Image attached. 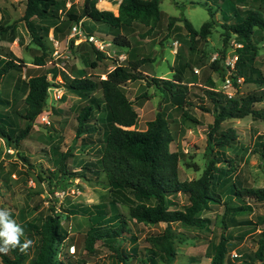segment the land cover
<instances>
[{
	"label": "rangeland",
	"instance_id": "1",
	"mask_svg": "<svg viewBox=\"0 0 264 264\" xmlns=\"http://www.w3.org/2000/svg\"><path fill=\"white\" fill-rule=\"evenodd\" d=\"M84 0H60L59 21L67 20V12L81 13ZM121 0H97L99 10L118 13ZM26 0H0V21L14 26L13 31L0 39V54L11 50L17 60L35 68L32 54L37 46L22 20ZM159 9L162 22L152 32L138 21L117 29L107 24L82 17L84 38L81 41L66 39L58 48L59 57L54 56V48L46 38L48 53L46 63L39 72H48L50 87L58 88L61 98H53V89H48L47 103L43 111L48 115L49 124L40 122L36 117L32 130L23 139L14 140L15 132L24 126L10 108L0 105V112L9 122L10 138L0 136V208H7L14 219L23 226L26 222L40 224L48 215L65 214L67 208L100 204L107 213L106 224L122 225L118 237L105 238L94 243L91 250L85 245L84 235L91 227L88 216L76 214L64 223L68 238L58 244L57 258L63 264H210V245L219 241L220 235L229 240V251L225 264H264L249 258L257 244L259 232H264V202H256L247 197H236L230 190L231 183L241 186H264V152L256 147L258 140L264 141V100L256 102L262 117L255 119L250 115L241 118L225 119L220 130L233 128L237 138L230 146L217 151V155L231 160V178L219 188L220 202H211L210 207L199 213L205 219L203 227L187 226L181 223L146 224L135 222L129 215L127 206L111 201L109 183L99 167V158L103 143L102 127L106 115L103 102L98 110L92 111L87 126H95V131L76 133V116L87 98L81 97L63 83L61 76H52L57 65L64 64L67 74L101 76L118 64L126 65L129 61L147 59L140 66L146 75L123 86L125 95L130 100L137 114L134 128L143 130L147 121L158 113L168 121L173 135L170 149L179 155V177L183 181L198 178L207 164L205 156L208 126L213 122L211 111H204L201 106L211 108L208 98L203 95L206 77L215 82V90L229 97H237L253 90L264 92V83L255 82L257 72L264 77V29L255 27L251 41L256 50L252 61L243 64V73L238 74L235 67L230 71L225 68L226 56L235 51L240 56L242 40L235 34L225 39L227 24L236 23L251 10L264 17V0H160ZM176 20L167 27L169 17ZM187 19L199 30L204 22H211L205 38L196 37L191 41L184 26ZM119 34L128 41L123 46L113 40ZM14 38L11 40V38ZM101 42L96 47L92 39ZM237 45H240L239 47ZM94 48L101 52L96 58ZM213 60H219L224 71L210 69ZM238 61V60H237ZM92 63L95 65L93 66ZM181 76L186 84L190 102L182 105L173 104V99L166 91H160L152 83V77L169 79ZM232 76H235L232 79ZM253 78V79H252ZM27 78L24 73L5 76L0 83V96L16 100V108L23 109ZM252 80V81H250ZM95 96L101 98L100 91ZM13 104H11V108ZM66 157L61 161V155ZM67 169L66 172L59 167ZM219 166L227 167L222 161ZM227 184V185H226ZM228 202V209L224 201ZM187 198L180 194L174 198L171 208H182ZM241 206L244 209H240ZM238 209L234 212L233 210ZM169 227L173 234L174 255L170 263L163 259H147V249L152 246L150 238L161 234ZM26 231H24L23 238ZM135 247L136 255L133 252ZM32 251L26 260L29 263ZM241 255H243L241 257ZM1 264V262H0Z\"/></svg>",
	"mask_w": 264,
	"mask_h": 264
},
{
	"label": "trees",
	"instance_id": "2",
	"mask_svg": "<svg viewBox=\"0 0 264 264\" xmlns=\"http://www.w3.org/2000/svg\"><path fill=\"white\" fill-rule=\"evenodd\" d=\"M97 0H84L81 13L73 10L67 12V20L59 21L60 0H26L25 9L22 15L32 41L37 46L34 49L33 64L31 68L23 64L11 50L4 55L0 54V83L5 76H13L15 73L27 78L25 82L26 93L23 98V109L16 108V100H9L0 96V105L8 106L19 119L24 121V126L19 127L15 132L14 140L19 141L25 138L32 130L34 119L44 110L48 89L51 86L47 78L48 72H39L46 63L48 46L46 38L52 30L57 39H64L71 22H78L82 17H88L94 21L107 24L112 29L121 26H129L138 21L147 27L146 32H152L162 22V13L159 9L160 0H121L118 5V13L115 15L109 10H99L96 6ZM176 20L174 16L169 17L167 27H171ZM211 22H204L199 30L193 28L192 24L184 19V26L191 41L196 37L205 38ZM255 27L264 29V17L258 12L249 10L241 20L236 23L227 24L225 39L230 34H235L242 40V50L236 63L237 73H243V64L252 61L256 50L251 41V34ZM12 24L0 21V39H4L8 33L13 31ZM69 33V32H68ZM113 40L123 46H128V41L119 34L113 36ZM14 38L12 37L11 40ZM96 58L99 59V52L94 48ZM147 59L142 58L129 61L126 65L118 64L106 72L105 78L101 76L77 75V70L71 68L73 74H67L65 70H54L52 76H61L66 86L87 101L76 116V133L93 132L95 126H87L92 111L98 110L103 102L106 108V115L102 127L103 149L99 158V167L106 175L109 183V196L111 201L123 204L128 207L129 215L135 222L146 224L181 223L187 226L203 227L205 219L199 213L208 209L211 202H220L219 185H222L231 178V160L221 158L217 151L230 146L236 140L235 129L227 128L220 130L221 124L228 118H241L250 115L255 119L261 118L262 113L254 107L256 102L264 100L262 90H253L237 97H229L225 93L215 90V82L211 77H206V86L203 87V95L209 99L212 107L201 108L204 111H211L213 122L208 126L205 156L207 164L201 175L188 182L179 177V155L170 149L173 140L172 132L167 119L158 113L153 119L147 121L146 128L139 130L134 128L137 121V114L132 104L123 91V86L139 78L146 77L140 71V66ZM94 66L95 64L92 63ZM210 69L216 72L224 71L219 60H213L209 65ZM255 82L264 83V77L257 72ZM235 76H232V79ZM253 79V78H252ZM152 83L160 91H166L173 99V104L182 105L190 97L187 93L186 84L181 76L169 79L152 77ZM252 81V80H250ZM100 91L101 98L95 96ZM11 104L13 107L11 108ZM0 112V136L10 138L14 130H10L9 122ZM256 147L264 150V141L258 140ZM264 155V152L261 153ZM66 155L62 154L60 164ZM226 161L227 167L219 166V163ZM59 170L66 172L67 169L60 165ZM227 185V184H226ZM230 190L236 197L251 198L256 202H264V186L247 187L239 185V182L231 183ZM184 195L187 204L182 208H171L174 198L177 195ZM224 205L228 209V202ZM240 209H244L241 206ZM234 212L238 209L233 210ZM83 214L88 216L91 227L84 235L85 245L89 250L94 243L105 238L118 237L122 231V225L109 226L106 224L107 213L100 204L83 207L67 208L64 216L48 215L40 224L26 222L23 224L26 231V239H31L33 245L25 252L18 248L10 250L7 254L0 253L1 264H26L29 253L31 258L27 264H63L57 258L58 244H62L68 238V231L64 223L68 222L70 216ZM173 234L169 227H166L161 234L151 237L152 244L147 249V259H163L170 263L174 255ZM25 239L21 237L23 243ZM256 250L247 255L255 260L264 261V232H259L255 239ZM229 240L220 235L219 241L210 245V264H225L226 254L229 251ZM133 252L136 255L135 247ZM243 255H241L242 257ZM72 264V263H67ZM76 264H83L77 262Z\"/></svg>",
	"mask_w": 264,
	"mask_h": 264
},
{
	"label": "clouds",
	"instance_id": "3",
	"mask_svg": "<svg viewBox=\"0 0 264 264\" xmlns=\"http://www.w3.org/2000/svg\"><path fill=\"white\" fill-rule=\"evenodd\" d=\"M24 228L16 219L12 217L7 208H0V253L7 254L12 249H19L21 252L27 251L33 245L31 239H25Z\"/></svg>",
	"mask_w": 264,
	"mask_h": 264
},
{
	"label": "built area",
	"instance_id": "4",
	"mask_svg": "<svg viewBox=\"0 0 264 264\" xmlns=\"http://www.w3.org/2000/svg\"><path fill=\"white\" fill-rule=\"evenodd\" d=\"M48 38L54 48V56L55 57H59V53H58V48L60 46V44L62 43V41H60L59 39H57L54 35H53V32L52 30H50L49 32V35H48ZM82 38H84L83 36V33H82V28H81V23L79 22H75L72 24V26L70 27V31H69V34L67 36L66 39H74L75 41H81ZM92 39V42L93 44L98 47V48H101V42L98 43V41H95L94 38H91ZM238 47L240 45H237ZM237 60H238V54L234 51L233 54L231 56H226L225 60H224V64H225V68L227 70H234L235 67H236V63H237ZM55 65H57V67L61 68L62 70H65L64 69V64L61 63L62 65H59L58 63H54ZM60 76V75H59ZM52 88L53 89V98L55 100H58L61 98V92L60 90H58V88H53V87H49V89ZM49 92V91H48ZM45 111H42L37 117L40 119V122L42 123H46V124H49V119H48V115L44 113Z\"/></svg>",
	"mask_w": 264,
	"mask_h": 264
}]
</instances>
